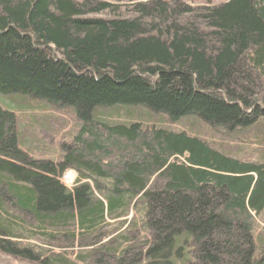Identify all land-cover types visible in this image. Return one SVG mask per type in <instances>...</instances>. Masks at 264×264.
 I'll return each instance as SVG.
<instances>
[{
	"label": "trees",
	"instance_id": "1",
	"mask_svg": "<svg viewBox=\"0 0 264 264\" xmlns=\"http://www.w3.org/2000/svg\"><path fill=\"white\" fill-rule=\"evenodd\" d=\"M0 96L78 122L56 159H36L0 106V251L264 264V149L230 145L264 132V0H0Z\"/></svg>",
	"mask_w": 264,
	"mask_h": 264
},
{
	"label": "rangeland",
	"instance_id": "2",
	"mask_svg": "<svg viewBox=\"0 0 264 264\" xmlns=\"http://www.w3.org/2000/svg\"><path fill=\"white\" fill-rule=\"evenodd\" d=\"M131 2L145 0H130ZM192 5L202 4H220L228 0H183ZM7 105V106H6ZM30 103H19L18 101L10 102L6 97L0 96V106L4 109H10L16 113L18 118V130L23 136L25 147L30 151L29 154L36 159L51 158L56 159L60 155V144L63 142L64 136L72 134L78 127L76 116L73 109L69 107L53 108L46 104H34L32 107H27ZM9 106V107H8ZM169 127H177L176 125L165 124ZM203 135L211 141L218 144H230L226 136L221 131L204 129ZM67 137V136H66ZM230 145L243 150L254 149L262 151L264 149V132L255 133L248 132L242 137L234 138ZM75 179V175L71 172L66 173L62 177L65 185L71 186ZM255 236L262 242L264 239V215L262 220H257L255 226ZM263 238V239H262ZM0 264H30L26 261H21L10 256L7 253L0 251Z\"/></svg>",
	"mask_w": 264,
	"mask_h": 264
},
{
	"label": "clouds",
	"instance_id": "3",
	"mask_svg": "<svg viewBox=\"0 0 264 264\" xmlns=\"http://www.w3.org/2000/svg\"><path fill=\"white\" fill-rule=\"evenodd\" d=\"M68 172H71L72 174H74L76 177H79V172L77 171V169L75 168H71V167H68V168H65L63 170V172L61 173V176L63 177V175H65L66 173Z\"/></svg>",
	"mask_w": 264,
	"mask_h": 264
}]
</instances>
